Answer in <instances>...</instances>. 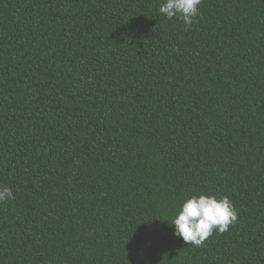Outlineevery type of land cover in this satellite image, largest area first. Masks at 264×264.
Listing matches in <instances>:
<instances>
[{"label":"trees","instance_id":"1","mask_svg":"<svg viewBox=\"0 0 264 264\" xmlns=\"http://www.w3.org/2000/svg\"><path fill=\"white\" fill-rule=\"evenodd\" d=\"M0 0V264H264V0ZM228 197V230L173 235Z\"/></svg>","mask_w":264,"mask_h":264},{"label":"clouds","instance_id":"2","mask_svg":"<svg viewBox=\"0 0 264 264\" xmlns=\"http://www.w3.org/2000/svg\"><path fill=\"white\" fill-rule=\"evenodd\" d=\"M201 0H162L158 11L167 19L177 18L187 27L199 15ZM14 199L10 187L0 186V202ZM237 213L228 197L192 196L183 201L170 226L173 235L188 245L202 246L213 231L223 233L236 223Z\"/></svg>","mask_w":264,"mask_h":264}]
</instances>
